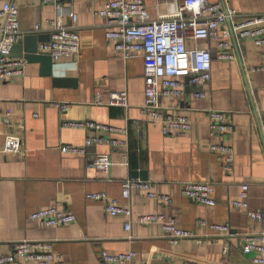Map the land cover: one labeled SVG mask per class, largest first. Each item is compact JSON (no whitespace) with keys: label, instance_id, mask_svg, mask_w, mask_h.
Here are the masks:
<instances>
[{"label":"crops","instance_id":"0c3cea01","mask_svg":"<svg viewBox=\"0 0 264 264\" xmlns=\"http://www.w3.org/2000/svg\"><path fill=\"white\" fill-rule=\"evenodd\" d=\"M184 0H144L151 19L165 16ZM220 2L242 15L264 13V0H208ZM18 8L19 30L47 34L49 21L58 10L40 0H0ZM76 22L69 8L60 10L64 26L80 36L74 58H62L55 65L58 75L74 78L73 86H54L52 78L39 74L38 63H29L23 76L0 82V249L12 251L19 241H46L55 260L47 264H104L100 252L135 251L126 264H254L240 247L241 235L260 225L246 212L230 205L242 184H248L251 209L264 210V46L250 39L232 43L233 60L217 58L213 40H186L187 48H209L213 55L210 79L203 86L205 99L187 92L180 99L162 97L159 105L167 112L188 116L185 132L163 135L160 120L141 112L144 104L143 61L124 59L105 40V18L95 12L104 0H72ZM39 29H36V26ZM125 90L128 107L108 105L109 94ZM57 104H67L60 109ZM10 109L16 124L7 128L2 112ZM231 112L233 130L223 141L234 150L231 172H225L209 148L217 142L209 134L208 110ZM92 120L126 128L111 136L123 139V147L91 145L87 155L60 151L62 145H82L92 130L65 128L64 121ZM17 132L22 155L2 151L4 136ZM94 153H109L113 164L107 173L88 166ZM139 176L154 189L170 197L158 202L132 190L121 194V181ZM185 182L214 184L215 205L207 206L181 194ZM104 192L131 209L130 228L124 215H110L104 201L87 199L89 193ZM56 205L75 215L62 226H43L30 218L40 208ZM173 215L176 225L194 231L196 238L172 240L156 223L140 224L145 214ZM227 223L234 233L226 238L208 225ZM9 264H37L15 261Z\"/></svg>","mask_w":264,"mask_h":264},{"label":"built area","instance_id":"2783aa9c","mask_svg":"<svg viewBox=\"0 0 264 264\" xmlns=\"http://www.w3.org/2000/svg\"><path fill=\"white\" fill-rule=\"evenodd\" d=\"M51 3L58 10L56 17L49 21L48 40L38 44V52L49 53L54 63L62 58H74L79 51L80 36L73 27L64 26L60 20V10L66 6L68 15L76 22L77 14L73 11L72 0H40ZM105 18V40L110 43L115 52L124 59L134 56L143 61L144 104L141 112L150 120L161 121L163 135L185 132L190 128L188 116L172 111L167 112L159 105L162 97L180 99L186 94V86L195 98L205 99L207 96L203 86L210 79L213 55L209 48H187L186 40L198 42L213 40L217 47L218 59L233 60L235 53L232 43L250 39L257 46H264V13L242 15L220 2L208 0H184L182 4L158 19H151L144 0H104L102 6L95 12ZM39 29L37 25L35 27ZM23 33L19 30L18 8L5 2L0 8V82L15 76H23L29 65L25 57H15L10 54L14 43L20 42ZM187 79V82H186ZM108 105L128 107L125 90L113 91L109 94ZM60 109H66L67 104H57ZM208 130L217 142H211L209 148L221 164L225 172H231L234 164L233 147L223 141L233 130L232 115L227 110L211 109L207 112ZM3 124L7 128L20 127L13 118L12 111L2 112ZM264 128V115L262 118ZM65 128L92 130L98 133L87 135L82 145H62L60 151L69 154L87 155L91 145L106 144L111 147H123L126 141L111 136L113 133H126V128L112 126L92 120L64 121ZM2 151L13 155H22L21 137L17 132L4 136ZM113 161L109 153H94L88 166L98 172L107 173ZM132 190L141 192L149 199L158 202H169L170 197L154 189L150 180L139 176L129 177L121 181V194L129 198ZM214 184L211 182H185L181 185V194L197 203L207 206L215 205ZM87 199L104 201L105 210L110 215H124L128 220L125 229L130 228L131 209L120 205L104 192L89 193ZM234 208L242 209L246 215L260 225L255 232L241 235V250L249 255L254 264H264V210L249 207L248 184H242L237 198L230 201ZM30 218L43 226L68 225L75 220V215L56 205H49L33 211ZM140 224H159L163 232L172 240L196 238L194 231L183 229L176 225L173 215L151 213L139 216ZM208 225L217 234L226 238L234 235L227 223H211L199 221ZM104 264H126L133 259L135 251L111 253L100 252ZM51 246L46 241H19L12 251L3 253L0 249V264L15 261L36 262L47 264L54 261Z\"/></svg>","mask_w":264,"mask_h":264},{"label":"water","instance_id":"95a60500","mask_svg":"<svg viewBox=\"0 0 264 264\" xmlns=\"http://www.w3.org/2000/svg\"><path fill=\"white\" fill-rule=\"evenodd\" d=\"M48 38L47 34L38 32L25 34L20 42L12 45L10 54L15 57H25L29 63H38L40 65L39 74L51 77L54 86H73L74 78L56 74L54 62L49 53L38 52V44ZM189 91V86H186V93Z\"/></svg>","mask_w":264,"mask_h":264},{"label":"rangeland","instance_id":"374dc122","mask_svg":"<svg viewBox=\"0 0 264 264\" xmlns=\"http://www.w3.org/2000/svg\"><path fill=\"white\" fill-rule=\"evenodd\" d=\"M243 235V234H242ZM240 245H241V243H240Z\"/></svg>","mask_w":264,"mask_h":264}]
</instances>
